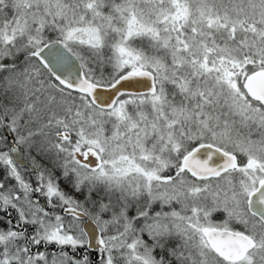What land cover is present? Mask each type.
I'll return each instance as SVG.
<instances>
[{
  "label": "snow or ice",
  "instance_id": "obj_1",
  "mask_svg": "<svg viewBox=\"0 0 264 264\" xmlns=\"http://www.w3.org/2000/svg\"><path fill=\"white\" fill-rule=\"evenodd\" d=\"M0 264H264V0H0Z\"/></svg>",
  "mask_w": 264,
  "mask_h": 264
}]
</instances>
